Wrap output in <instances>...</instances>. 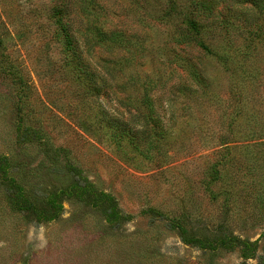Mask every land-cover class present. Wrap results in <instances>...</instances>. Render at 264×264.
I'll list each match as a JSON object with an SVG mask.
<instances>
[{
	"label": "rangeland",
	"instance_id": "rangeland-1",
	"mask_svg": "<svg viewBox=\"0 0 264 264\" xmlns=\"http://www.w3.org/2000/svg\"><path fill=\"white\" fill-rule=\"evenodd\" d=\"M64 1L0 0V264H264V143L248 149L242 120L230 126L239 83L220 58L255 41V77L240 82L264 127V12L217 0L182 40L189 0H66L80 33L70 61ZM145 94L159 142L149 156ZM15 199L52 216L33 220Z\"/></svg>",
	"mask_w": 264,
	"mask_h": 264
},
{
	"label": "trees",
	"instance_id": "trees-1",
	"mask_svg": "<svg viewBox=\"0 0 264 264\" xmlns=\"http://www.w3.org/2000/svg\"><path fill=\"white\" fill-rule=\"evenodd\" d=\"M234 2H243L250 7L257 9L258 11L264 12V0H234ZM189 3H191V8L188 10L187 14L185 15L184 21H185V28H187L186 33L183 35L182 40H187L189 38L195 37L199 33V30H201V26H203V18L204 17H209V15L212 14V12L215 9V5L217 3V0H189ZM63 7L62 11H58L57 14L59 16H62L61 14L64 15L63 19L62 17H59V20L61 19V26L60 30L62 31V40H63V46L65 47L66 50V58L70 61H73L75 58H79V38L78 36L80 33L77 31L76 27H74V19L72 15L69 14V3L68 1L63 2ZM241 8V7H240ZM227 10H230V7H228ZM56 14V13H55ZM258 30V28H257ZM113 30H109L108 33L112 34L114 38H120L119 36H116L114 34H117L118 32H112ZM100 36H106V31H98L97 32ZM192 33V34H191ZM194 39V38H193ZM252 42H255L253 40L247 41L245 48L241 50H237L236 54H239V57H236L235 55H226L225 54L220 57L223 63H226L228 65H234L233 67L235 70L236 76L235 79L238 80L239 85L237 86V90L235 92V98L239 100L240 102V110L239 112L234 115V118H232L230 122V126H232L234 123L235 118H239V120H242V130L240 132V136L243 138L242 139V144L244 147L248 148L253 147L254 144H263L264 141H260L261 138L264 137V127L259 126L262 125L261 123H257L259 121V118L256 117L252 112L248 113L246 112V105L249 103V100L246 98L245 94H243L242 91V85L244 83L240 81L247 80L249 81L248 84L251 86V81L255 77V71H252L251 68L247 66V62L249 59L248 54L250 53V48L252 45ZM264 43V42H263ZM201 47H204V44L202 42L199 43ZM72 54V55H70ZM80 64V66H79ZM74 66L78 65L81 69L84 68V63L80 61V59H77V61L73 64ZM233 70V71H234ZM192 76L194 77L195 80L197 81H202L204 79V76L200 74V71L196 66L192 67L191 71ZM244 90V89H243ZM144 104H145V112H143V121L145 123V127L142 128L143 131V138L141 142L144 145V155L149 156L152 155V150L156 149L159 150V142L157 141V138L155 137V134L153 135V131L155 129V125H149L148 122L151 119V113L154 112V106L152 105V102L148 98L147 94L144 96ZM147 124V125H146ZM107 125L119 130V135H129L130 138L129 140L132 139V134L135 133V131H132L129 127H127L125 124L120 121L117 117H111V119H108ZM258 126V127H257ZM257 128V130L255 129ZM237 130H234V132ZM228 143L227 141L224 143ZM228 146V147H227ZM232 148H234L233 145H224V151H226L222 156L221 159L218 161H228L229 158L234 157V153H231ZM1 160V158H0ZM79 192V195H87L90 194V190L88 189H82L77 191ZM106 196V193L104 195H100V199H97L96 197L94 198L95 201L94 203L97 205H100L102 202H100L103 197ZM13 206H15L18 210L23 212L26 216L31 215L33 220H37L39 218L42 219H49L52 216V213H49L48 211H41L40 213H36L34 208L28 207L29 204L28 202H21V199H15L13 201ZM114 203L111 202V204H108L107 206H103L104 211L106 215L111 218L113 215L116 214V212L113 210ZM169 226H173L177 228L180 232V237L182 238L183 241H187L189 239L187 232L185 231L184 227L178 224L177 221L174 220H168ZM243 240H241V243ZM227 242V241H226ZM242 252L245 255H251L253 254V249L251 250L250 245L242 244L241 246ZM248 251V252H247ZM263 262H258L257 264H261Z\"/></svg>",
	"mask_w": 264,
	"mask_h": 264
}]
</instances>
